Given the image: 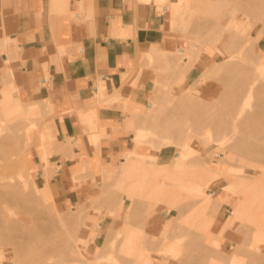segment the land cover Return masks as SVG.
Instances as JSON below:
<instances>
[{
    "label": "rangeland",
    "instance_id": "rangeland-1",
    "mask_svg": "<svg viewBox=\"0 0 264 264\" xmlns=\"http://www.w3.org/2000/svg\"><path fill=\"white\" fill-rule=\"evenodd\" d=\"M147 1L153 3L164 2V0ZM193 1H190V4L188 3L187 8L189 10L186 8V11H189H187L189 16L184 14L186 17L179 16L180 18L173 16L175 7L170 6V3H166L169 9L167 23L164 27L165 42L160 46L151 45L143 50L137 58L134 71L130 76L133 78L132 84L135 87H137V82L141 77H149L152 80L149 89L150 105L147 106L141 116L135 117L136 125L133 127L136 136L135 141L141 131L148 133L140 141L138 153L136 151L135 153L133 152L127 159V164H120L102 173L99 179L94 182L92 192L76 196V204L72 205L68 202L65 205L61 203V199H58L57 196L54 195L53 198L47 182L44 186L42 185L41 172H32L31 170L30 160L34 156L41 158L38 169L43 170V164L45 163L46 166L44 165L43 172H45L47 181L53 176L57 168L55 164L50 163V157L55 154L56 146L50 136L49 112L46 105L34 102V100L23 102L18 95L15 82L11 79L13 76L11 70L6 71L5 75L0 78V94H3V99L0 95V155L2 157L0 158V182L2 183H0V186L5 183L9 185L4 187V189L6 188L4 192H1L4 195L0 194L5 196H0V198H4L3 200L0 199V224H2L0 225V235L2 237H0V264H35L36 262V264L41 262V264H52L53 260L56 261L53 264H255L252 256L243 251L253 240H259L261 246H263L259 252L260 254L257 252L255 255L261 256L262 253L264 254V223L259 221L261 218L263 219L264 198H261V191L253 189V185H249L250 189L247 196L243 194L245 180L254 183L257 181L255 180L256 178L262 177L261 182L264 183V167L262 168L261 166L262 164L264 166V161L258 160V162H262L259 165L256 163L257 160L251 159L253 160L252 162L250 158L243 156L242 159L240 157L241 153L238 154L239 151L231 152L229 150L230 146L227 149L229 144L225 142L227 139L222 134L225 135L227 133L226 135L228 136L235 130L236 132L242 130L241 127H239L240 130L238 127L234 130L233 121L232 125L231 121H229L228 125L230 124V126L224 124L231 118L233 120L236 112L232 106L230 108L234 110V113L232 110L230 112L228 107L231 103L226 99L229 96L227 95V87L224 90L223 83L219 82L220 78L223 79L220 81H226L224 79L227 75V67H225L227 64L226 55L229 52H239L243 49L244 46L239 44L244 45L246 43L247 47L249 46L250 49L252 47L251 50L255 52L254 55L257 57L253 60L247 57V61L250 60L249 63L246 62V59H244L245 62L243 61V58H245L244 53L240 55L244 56L238 58L243 61V64L246 63L247 66V63H249L247 68H254V60L258 58L264 61V35L260 36L261 30L264 28L260 19L262 16L264 17V14H262L264 10L263 12L261 11V16L258 10L248 14L244 13V10L238 6L237 9L235 8L237 11H234V14L241 22V26L243 27L246 24L247 26L245 27L249 28L250 26L251 30L247 35L240 38V40L243 39L241 40L243 43L237 42L239 48H237L238 46L233 48L232 45L228 48V45L223 43L224 40L227 42L226 21L229 15L227 12H233L234 7L231 6L232 4L236 6V3L232 0L231 4V0L230 2L227 0L230 3H228L229 6L233 8L227 10L230 7H228L227 1L224 3V0H221L223 1L221 4H219L220 0H210L208 5L204 3V1L208 0H199L198 3L196 0ZM191 5L195 9L191 8ZM202 5H207L208 9L203 8L205 6L202 7ZM199 7L203 9L201 10ZM210 7L211 9H209ZM192 9L195 11L193 12ZM207 10L213 11L209 12L211 14L209 16H212V19L216 12L219 16L220 14L222 15L218 20L215 15L214 21L215 19L217 21L209 20L210 24H207L209 23L206 22L208 20L204 19L208 14L205 13ZM220 10H225L226 12L224 11L223 13ZM232 12L230 13L232 14ZM224 15L227 16L223 18ZM197 18H200L197 22L201 21L200 24L202 25L196 23ZM220 18L225 20L223 21ZM219 20H222L221 24H219ZM211 21L212 23H217L212 26L215 29L211 28ZM198 25L203 27L202 30L206 31L205 35L208 33V37H204V35L202 39L204 32L202 33L201 31L200 36L201 28L199 29ZM205 27L211 28L212 31L208 30L207 32ZM191 28H193L192 30L195 33H192ZM217 29L221 33L225 30L222 33L223 36L217 32ZM209 36L211 39L216 37L219 42L216 40V43ZM206 38L211 40L212 46L210 43L205 42ZM208 39L206 40L210 42ZM254 41L257 43H252ZM188 42L191 43L189 44ZM197 44L203 46L204 49L199 56L197 54L198 57L194 56V60L189 62L192 65L191 69H195L192 76L182 75L178 79L184 63L181 57L184 55V57L188 58V56L182 54L184 53L182 50H185L188 55L192 50H196L193 46L197 47ZM214 45L217 46L216 49ZM230 48L231 50L226 53V49ZM221 49H224V54ZM174 53L176 54L174 55ZM166 54L169 56L167 57ZM235 55L239 56L238 53ZM225 58L226 61H223L225 62L224 65L221 61L225 60ZM184 61H189V59ZM216 62L221 63L220 66L218 65L220 69L216 67L220 71L214 69L216 72L210 73L209 78L202 77L200 80L209 64L216 66ZM223 72H225V75ZM218 77H220L219 80ZM225 84L227 86V83ZM223 90L226 92L224 94L226 98L223 95L225 100L222 98V94L225 93ZM221 91L223 92L222 94H220ZM256 94H254L255 97L260 99V95L258 97V94ZM257 98L251 99L253 102L251 100L250 102L254 105H259L261 101L259 100L258 102ZM190 99H192V102ZM193 100H196V106L200 103V108L206 106L205 110L207 112L205 111V114H210H207V116L203 114L204 112L201 113L202 115L199 113L200 117L204 115L202 121L206 122L211 118L207 122L213 121L212 124L214 125L211 123H205L206 125L199 123V128L194 127L196 124L198 125L197 122L202 121L196 119V122H194V118L186 116L188 114L187 111L199 109L198 106L197 108L194 106ZM185 101L191 102V105L188 104V107L182 108L181 106ZM205 103H208V106ZM210 105L211 107H209ZM190 106H192L191 109H189ZM252 107L254 106L252 105ZM252 107H250L251 110ZM217 108L222 110L219 111ZM258 108L252 111L256 112ZM215 110L221 113L216 115L217 112ZM182 111L187 114H183ZM212 111L216 113L214 114ZM197 113L195 112L196 115H199ZM232 113L233 116L231 117ZM229 116L230 119H227ZM217 118L220 123L217 122V125H215ZM202 124L204 127L201 126ZM209 125L212 126L210 127ZM223 125L225 128L227 127V132L225 133L221 132L224 128ZM212 129H214L215 133L220 131L221 134H217L221 136L215 134ZM210 131L216 135L213 137L214 134H211L212 138H215L214 142L212 138L211 141H207L208 138L206 137ZM250 138L255 140L257 137L250 136ZM186 143L190 144L193 150H186ZM141 146L146 149L145 155H139ZM163 148H167L170 155L166 162H159L154 157V154ZM22 160L25 168L22 165ZM245 160L248 161L247 164ZM248 164L249 166H247ZM253 164L254 166H252ZM256 164H258V167ZM259 166H261V169ZM251 177L255 179L252 178L250 180ZM19 180H27L28 184L24 187V195L17 191L21 187L18 189L16 188L19 187L18 185L15 187ZM5 181H8V183ZM10 182L14 183L11 184ZM257 183L260 184V182ZM12 185L15 190L17 189L16 192L22 196H18L13 192L14 190L12 191ZM0 188V191L3 190L2 187ZM36 192L39 195H36ZM32 193H34V196ZM9 194L12 195L9 196ZM221 195L224 196L219 199ZM31 196L34 199H36V196L39 197L34 201ZM15 197H17V200H14ZM29 209L31 212H29ZM153 210H155L156 214L148 221V214ZM235 210L238 213H234ZM236 214L239 217L235 216ZM2 222H5V225ZM9 222L10 224H13L11 222L18 224H14L15 226L12 227L8 224ZM7 227L9 228L7 229ZM11 227L13 230L17 228L22 231L19 230L17 232V229H15L13 232ZM243 227L247 232L242 231L241 228ZM29 229L32 230L30 231L31 233L35 232V235H32L33 233L28 234ZM237 231H239L241 236ZM24 232H27V235H24ZM9 233H19V235L15 234L14 240L11 235L9 237ZM38 234L40 237H37ZM30 235L34 240L31 239ZM242 235L245 237L242 238ZM16 236L19 237L16 238ZM5 238L7 239L5 240ZM34 242H37V244ZM41 244L42 248L40 249ZM57 244L60 246V251L65 248L64 253L62 252L64 257H61L60 254L62 253L59 248L56 250ZM22 246H26V249ZM66 249L70 251H66ZM46 251H48L46 258L42 255V259L40 257L36 259L37 253ZM56 252L58 255H56ZM68 253L70 254L69 258H67L69 256ZM32 255H34L35 259ZM66 255L68 256L66 257ZM261 257L262 260L256 264H264V256Z\"/></svg>",
    "mask_w": 264,
    "mask_h": 264
},
{
    "label": "crops",
    "instance_id": "crops-1",
    "mask_svg": "<svg viewBox=\"0 0 264 264\" xmlns=\"http://www.w3.org/2000/svg\"><path fill=\"white\" fill-rule=\"evenodd\" d=\"M167 13L147 0L0 2V78L11 70L20 99L46 105L57 168L47 181L37 156L30 166L62 204H76L135 153V117L150 105L152 80L135 87L130 76L143 50L165 42ZM169 155L163 148L154 157Z\"/></svg>",
    "mask_w": 264,
    "mask_h": 264
},
{
    "label": "bare ground",
    "instance_id": "bare-ground-1",
    "mask_svg": "<svg viewBox=\"0 0 264 264\" xmlns=\"http://www.w3.org/2000/svg\"><path fill=\"white\" fill-rule=\"evenodd\" d=\"M190 1H192V0H190ZM190 1H187V0H164V2L163 3H160V4H164V5H166V3H170V6H173V7H175L174 9H173V16H184V14H187L188 15V3L190 2ZM195 1V0H194ZM193 1V2H194ZM198 1L199 0H196V2L198 3ZM201 1V0H200ZM204 1V0H203ZM202 1V2H203ZM212 1V0H211ZM215 1H217V0H215ZM219 1V0H218ZM221 1V0H220ZM225 1H227V0H224V3H226ZM208 2H210V0H208V1H204V3H206L207 5H208ZM223 1H221V2H219V4H221ZM229 2H230V0H229ZM228 1H227V4L229 3ZM233 2L234 3H236V6L234 5V4H232V0H231V4H232V6L231 7H234V10H233V12L232 11H228L227 13H229V15L227 16V15H224V17L223 18H225V16H227L228 18H227V23H226V25H227V42H225V40H224V42L223 43H226L227 45V47L229 48V46L230 45H232L233 46V48H235V47H237L238 46V44H237V42H240V43H243L241 40H243V39H241L240 40V38L242 37V36H245V35H247L248 34V32L251 30V27L249 26V28H247V27H245V26H247L246 24H245V26H241V22L239 21V19L236 17V15L234 14V11L236 12L237 10V8L239 7V8H242L243 10H244V13L246 12V13H252V12H254V11H257L258 10V12L260 11V14L263 12V10H264V0H233ZM224 3H223V5H224ZM229 3V4H230ZM239 3V4H238ZM190 4V3H189ZM194 4V3H193ZM203 4V3H202ZM229 4H228V7H230L229 6ZM238 4V5H237ZM196 5H198V4H196ZM200 5H201V3H200ZM205 6V5H202V7L203 6H205V7H203V8H207L208 6ZM210 5V4H209ZM226 5V4H225ZM234 5V6H233ZM162 6V5H161ZM167 6V5H166ZM194 6H195V4H194ZM199 6V5H198ZM238 6V7H237ZM196 7V6H195ZM212 7V6H211ZM211 7L209 8V9H211ZM227 8V10L228 9H233V8ZM167 8L169 9V7L167 6ZM186 8L188 9L187 11H186ZM191 8H194L193 7V5H191ZM190 8V9H191ZM201 7H199V9H200ZM203 8H201V10L203 9ZM221 8V7H220ZM236 8V9H235ZM263 8V9H262ZM195 9V8H194ZM197 9V8H196ZM208 9V8H207ZM262 9V10H261ZM193 10V9H192ZM214 10V9H213ZM226 10V9H225ZM224 10V11H225ZM239 10H241V9H239ZM238 10V11H239ZM242 10V11H243ZM195 10H193V12H194ZM212 11V10H211ZM210 10L208 11L207 10V12L205 11V13H208L207 15H206V17L207 18H209V19H207L204 15H202L203 17H205L204 19L205 20H208V21H206V22H209V23H207V24H210V21L209 20H212L213 22H216L218 19H219V17H221V15L222 14H220V16H219V14L216 12V18H217V20L215 19V21H214V18H215V15H214V18L212 19V16L210 17L209 15H211L209 12H211ZM221 12H223L224 13V11H222V10H220ZM262 11V12H261ZM187 12V13H186ZM213 12V11H212ZM226 12V11H225ZM230 12H232V14L230 13ZM202 13L203 14H205L204 13V11H202ZM196 14V13H195ZM194 14V15H195ZM217 14H218V16H217ZM262 14H264V12L262 13ZM262 14H261V16H262ZM198 15V14H197ZM189 16V15H188ZM187 16V17H188ZM251 16V15H250ZM260 16V15H259ZM179 17V18H180ZM184 17H186V15L184 16ZM202 18V17H201ZM259 18V17H258ZM203 19V20H204ZM220 19H222V18H220ZM251 19V18H250ZM262 21V25H264V17L262 16V18H260ZM198 20H200V18L198 19H196V23L198 24H200V22H197ZM223 20V19H222ZM222 20H219L218 22H220L219 24H221V21ZM225 20V19H224ZM223 20V21H224ZM258 20V19H257ZM212 21H211V28H212V26L214 25V24H217V23H212ZM252 21V20H251ZM191 22V21H190ZM203 22H205V21H203ZM205 22V23H206ZM225 23V22H224ZM200 25H202V24H200ZM200 25H198L199 26V29L201 28V30H200V36H201V31H202V33L204 32V29L202 30V26H200ZM204 25V24H203ZM206 25V24H205ZM223 25H225V24H223ZM226 25H225V27H226ZM198 26H197V28H198ZM215 26V25H214ZM222 26V25H221ZM191 27V26H190ZM209 27H210V25H209ZM224 27V28H225ZM253 27V26H252ZM263 27V26H262ZM196 28V30H198ZM211 28H206L205 27V29H207V32H208V30L210 31L211 30ZM214 29H215V27H213ZM212 28V29H213ZM223 28V29H224ZM193 28H191V31H193L192 33H195L194 32V30H192ZM194 29H195V27H194ZM218 30V29H217ZM216 30V31H217ZM261 30V29H260ZM190 31V32H191ZM199 31V30H198ZM212 31V30H211ZM225 31V30H224ZM223 31V32H224ZM188 32V31H187ZM190 32H189V34H190ZM214 32V31H213ZM217 32H219V33H221V31H217ZM222 32V33H223ZM192 33H191V35H192ZM222 33H221V35H222ZM206 34V31L203 33V35H202V39H203V36ZM207 35H208V33H207ZM207 35H205L204 37H208ZM209 35H210V33H209ZM261 35H264V28H262V30H261V32H260V36ZM199 36V35H198ZM215 36H216V34H215ZM214 36V37H215ZM223 36V35H222ZM210 37V36H209ZM217 37V36H216ZM215 37V39L214 38H212L213 39V41L215 40V42H216V40H217V38ZM225 37V36H224ZM193 38V37H192ZM195 38V37H194ZM218 38H219V36H218ZM222 38V37H221ZM246 38V37H245ZM197 39V38H196ZM206 39H208V38H206ZM205 39V42H208V44L210 43V45L212 46L213 44H211V37H210V39H208V40H210V42L209 41H207ZM223 39V38H222ZM225 39V38H224ZM188 40V39H187ZM194 40V39H193ZM240 40V41H239ZM201 41V40H200ZM213 41H212V43H213ZM218 42H219V40H217ZM220 41H221V39H220ZM249 41V40H248ZM1 42V41H0ZM192 42V41H191ZM190 42V43H191ZM197 42H199L198 40H197ZM2 43H6V42H3V40H2V42H1V44ZM189 43V42H188ZM189 43V44H190ZM217 43V42H216ZM215 43V44H216ZM252 43H254V44H256L257 42L256 41H254V42H252ZM188 44V45H189ZM202 44V43H201ZM237 44V45H236ZM198 46L196 47L195 45L193 46L194 47V49L196 48V50H192L188 55H187V53L185 52V50H182L184 53H182V54H185L186 56H188V58L187 57H184V55L181 57V60H183V64H182V69H181V73H180V75L178 76V79H180L181 77H182V75H184V76H187V73L189 72V70L191 69V67H192V65H190L189 64V62H191V61H193L194 59V56H196V57H198L199 55H200V53L202 52V50L204 49V47L203 46H201L200 44H197ZM235 45V46H234ZM239 45H242V46H244L243 47V49H241L239 52H236V51H232V52H229L230 50H231V48L230 49H226V53H227V51L229 52L226 56V58H227V61H226V58H225V60L223 59L222 61H221V63L223 64L224 63V65H225V62H223V61H226L227 62V66L225 65V67H227L226 69V71H227V75H226V77L225 76H223V75H218V76H222L226 81H220L222 78H220V77H218V80H219V78H220V80H219V82L220 83H223L222 84V86H223V88H224V90H225V88L227 89V95H229L227 98H226V96L224 95V94H226V92L225 93H223L222 91H221V93L220 94H222V96L224 95L225 96V98L227 99V101L228 102H230L231 103V105L228 107V108H230L231 106L232 107H234L233 109L235 110V112L236 113H234V110H232L231 108H230V112H231V110H232V112L234 113V116H233V113H232V115H230L231 117L233 116V120H231L230 119V116H229V118H227V119H230V120H227L225 123L224 122H221V123H224V124H226V126H230V124L228 125V123H229V121H231V125L233 124L232 123V121L234 122V130L238 127V129L240 130V128L239 127H241V130L242 131H238V132H236V130L234 131V132H232L231 134H229L228 136L226 135L227 133H225V132H227L226 130V128L224 127V125H223V129H222V133H225V135L227 136H225V135H223L222 134V136H224V138H226L227 140L225 141V142H227L226 144L228 145L227 146V149H228V147H229V150L231 151V152H233V151H239V153L238 154H240V157H247V158H250V161H252L253 162V160L255 161V160H257L256 161V163H262L263 161H264V61H261V60H259V58L258 59H256V60H254V68L253 67H251V68H253L254 69V72H253V69H249V67L247 68V66H249L248 64L250 63V60L249 61H247V57L248 58H250V59H254L256 56L254 55L255 54V52H253V50H251L252 49V47H251V49H250V47L248 46L247 47V45H246V43H244V45L243 44H239ZM215 46V45H214ZM242 46H240V48H242ZM251 46V45H250ZM216 47L217 46H215L214 48L216 49ZM231 47V46H230ZM222 48V47H221ZM224 48H226V47H224ZM237 48H239V46L237 47ZM236 48V50L238 51V49ZM218 49V48H217ZM219 50V49H218ZM222 51H223V54H224V49H221ZM220 50V51H221ZM221 51V52H222ZM225 53V54H226ZM239 54V56L237 57V55H235V54ZM244 53V54H243ZM172 54V53H171ZM176 53H174V55H175ZM197 54H198V56H197ZM220 55H223V54H221V53H219ZM244 55L245 56V58H243V61H244V59H246V62H249V63H247V66H246V63H244L243 64V61H241V59H238V58H242V57H244V56H240V55ZM166 56L168 57L169 55L168 54H166ZM193 56V57H192ZM174 57V56H173ZM223 57V56H222ZM175 58V57H174ZM173 58V59H174ZM257 58V57H256ZM171 59V58H170ZM187 59H189V61H184V60H187ZM238 59V60H237ZM245 62V61H244ZM216 63H218V64H216ZM215 63V65L216 66H214V65H212V64H209V66H208V68H207V70L205 71V72H203V74H202V76H201V78H200V80L202 79V77H205V78H207L208 76L210 77V73H212L213 71L214 72H216L217 70L218 71H220L219 69H220V65H221V63H219V62H216ZM219 65V66H218ZM224 65H222V66H224ZM216 67H218L219 69H216ZM216 71H215V70ZM222 69H223V67H222ZM223 70H225V69H223ZM218 73H220V72H218ZM221 73H222V70H221ZM224 73V75H225V72H223ZM212 75V74H211ZM208 77V78H209ZM209 80V79H208ZM215 80V79H214ZM217 80V79H216ZM223 80V79H222ZM207 81V80H206ZM207 83V82H206ZM205 83V84H206ZM225 83H227V86H225L226 84ZM204 85V84H203ZM225 86V87H224ZM222 88V89H223ZM221 89V90H222ZM218 93V94H219ZM258 94V97H259V95H260V99L259 98H257V97H255V95L254 94ZM220 94H219V97H220ZM256 94V95H257ZM1 95V98L3 99V94H0ZM231 95V96H230ZM254 95V96H253ZM218 96V95H217ZM221 96V97H222ZM224 96L222 97V98H224ZM257 98L258 99V102H259V100L261 101L260 102V104L258 105V104H256V105H254L253 103H251V102H253L252 100H254V98ZM225 98H224V100H225ZM195 99V98H194ZM197 99V98H196ZM252 99V100H251ZM192 99H190V101H191ZM199 100V99H198ZM224 100H221V101H224ZM250 100H251V102H250ZM194 101V104H195V101L196 100H193ZM200 101V100H199ZM204 101V100H203ZM202 101V103H204ZM192 102V101H191ZM190 102V103H191ZM257 102V101H256ZM257 102V103H258ZM188 101L186 102H183V104H182V108H185L188 104H190ZM201 103V105L203 106V104ZM207 106H208V103H205ZM191 105V104H190ZM226 105H227V102H226ZM251 105V106H250ZM252 105L254 106V107H252ZM193 106V105H192ZM192 106H190V108L189 109H191L192 108ZM194 106H196V104L194 105ZM197 106L199 107V109L197 108ZM197 106H196V108L198 109H196V111H193L192 109L191 110H189V112H190V114H189V112L187 111V113H183V111H182V113L183 114H187L186 116L189 118H194V122H196V119H199V120H201L202 121V117H204V115L202 116V117H200V114L201 113H203V114H205V107L206 106H204L203 108H200V103H199V105L197 104ZM255 106H257V107H255ZM188 107V106H187ZM209 107H211V105L209 106ZM213 107V106H212ZM250 107H252V110H256V108H258V107H260V108H258L257 109V111L255 112V111H252L251 110V108ZM30 109V108H29ZM203 109V110H202ZM207 109H208V107H207ZM211 109V108H210ZM216 109V108H215ZM218 110H219V108H217ZM33 110V109H32ZM181 110H184V109H181ZM195 110V109H194ZM199 110H202V111H199ZM209 110V109H208ZM220 110H222V109H220ZM219 110V111H220ZM192 111V112H191ZM197 111H199L198 113H197ZM210 111V110H209ZM216 111V110H215ZM29 112H30V110H29ZM195 112L197 113V114H199V115H196L195 114ZM207 112V111H206ZM213 112V111H212ZM217 112V111H216ZM216 112H213L214 114L216 113ZM211 113V112H210ZM221 113V112H220ZM220 113H216V115L217 114H220ZM223 113V112H222ZM192 114V115H191ZM195 114V115H194ZM207 114H209V113H207ZM207 114H205V115H207ZM202 115V114H201ZM210 115V114H209ZM184 116V115H183ZM208 116V115H207ZM182 117V116H181ZM185 117V116H184ZM186 117V118H187ZM200 117V118H199ZM206 117V116H205ZM212 117V116H211ZM220 117V116H219ZM223 117H224V115H223ZM222 117V118H223ZM208 118V117H207ZM207 118H206V120H207ZM213 118V117H212ZM182 119V118H181ZM204 119V118H203ZM211 118H209L207 121H209ZM219 119H221V118H219ZM183 120H185L184 118H183ZM198 120V121H199ZM213 120V119H212ZM197 122L198 123V125L196 126L195 124V128H199V123H203L204 125H206L205 123H211L212 124V122L213 121H210V122ZM217 122H219L220 123V121H218V118H217V120H216V124L215 125H217ZM201 125L202 127H204V125ZM208 125V124H207ZM212 125H214V124H212ZM211 125V126H212ZM192 126V127H193ZM210 126V125H209ZM209 126H208V128H209ZM210 126V127H211ZM202 127H200V128H202ZM206 127V126H205ZM216 127V126H215ZM218 128V127H217ZM237 129V130H238ZM213 130V132H214V129H212ZM217 130V129H216ZM218 130H221V129H218ZM223 130H224V132H223ZM212 131H210L209 132V134H207V137L206 138H208V140L207 141H211V138H212V136H211V134H214V133H211ZM221 132L220 131H217L215 134H217V133H220L221 134ZM213 135V137H215L216 135ZM219 134V135H220ZM148 135V133H146V131H141L139 134H138V136H137V138H136V142L138 141V143H137V146H136V153H138V149H139V147H140V141H142L146 136ZM218 135V134H217ZM218 135V136H219ZM217 136V137H218ZM221 136V135H220ZM250 136H254V137H257L255 140H253V139H251L250 138ZM223 138V137H222ZM223 138V140H225ZM215 139V138H214ZM214 139L212 138V140H213V142H214ZM258 139V140H257ZM217 140V139H216ZM215 140V141H216ZM222 140V141H223ZM259 140H261V141H259ZM219 141V140H218ZM224 142V141H223ZM224 142V143H225ZM5 145V144H4ZM9 146V145H8ZM7 146V147H8ZM5 147V146H4ZM185 147H186V150L188 149V150H193V147L190 145V144H188V143H186L185 144ZM234 153V152H233ZM1 154V153H0ZM44 156H46V154H44ZM6 157V156H5ZM233 157V156H232ZM243 157H242V159H243ZM0 158H2L1 157V155H0ZM45 158V157H44ZM237 158H239V157H237ZM4 159V158H3ZM41 159V158H40ZM221 159H223V158H221ZM220 159V160H221ZM227 159H228V157H227ZM230 159H231V156H230ZM234 159H235V157H234ZM251 159H253V160H251ZM247 160V159H246ZM245 160V161H246ZM258 160H260V161H262V162H258ZM4 161V160H3ZM6 161V160H5ZM228 161H230V160H228ZM237 161V160H236ZM236 161H235V163H236ZM242 161V160H241ZM249 161V162H250ZM47 162V161H46ZM43 163V162H42ZM248 163V161H246V164ZM251 163V162H250ZM243 164H244V162H243ZM246 164H244V165H246ZM252 164V163H251ZM250 164V165H251ZM255 164V163H254ZM254 164L252 165V166H254ZM258 164H256V166L258 165ZM22 165H23V167L25 168V165H24V163H23V160H22ZM45 165V163L43 164V170H44V167L46 166H44ZM260 165V164H259ZM247 166H249V164L247 165ZM252 166H250V167H252ZM255 166V167H256ZM262 166V168L264 167L263 166V164L261 165ZM261 166H259L260 167V169H261ZM258 167V166H257ZM47 170V169H46ZM210 170H212V169H210ZM264 170V169H263ZM45 173V172H44ZM214 174V173H213ZM252 176H254V175H252ZM212 178V177H211ZM252 178H254V177H251V179L250 180H252ZM262 178V177H261ZM261 178H259V179H255V180H257V181H255L254 183H250V182H248V180H245L244 181V189H243V194H245L246 196H247V194H248V192H249V185H253V189L255 190V191H261V198H264V189H263V187H264V183H262L261 182ZM253 179V180H254ZM263 179V178H262ZM18 180V179H17ZM259 180V181H258ZM13 181V180H12ZM5 182H7L8 183V181H5ZM16 182V181H15ZM18 182V181H17ZM253 182V181H252ZM257 182H260V184H258ZM1 183V182H0ZM11 183V182H10ZM12 183H14V182H12ZM11 183V184H12ZM35 183V182H34ZM2 184V183H1ZM6 184V183H5ZM5 184H3V185H1L0 187H2V189L3 190H1L0 191V194H2V195H4L3 193H1V192H4V190H6V188L4 189V187H7V185L8 184H6V186H5ZM10 184V185H11ZM16 184V183H15ZM28 183H27V180H22V181H20L19 180V182L15 185V187L18 185L19 187H16L17 189L18 188H20L21 187V189H16L19 193H23V192H25V185H27ZM9 186V185H8ZM263 186V187H262ZM12 187H13V189H12V191L14 192V193H16L18 196H22L21 194L19 195L18 194V192H16V190H15V187L12 185ZM1 189V188H0ZM22 189H24V190H22ZM11 190V189H10ZM35 190H37V189H35ZM22 191V192H21ZM12 192V193H13ZM35 192V191H34ZM39 192V191H38ZM38 192H36V195H39V193ZM14 193H13V195H14ZM33 194V196H34V193H32ZM6 195V194H5ZM10 195H12V194H9V196ZM23 195H24V193H23ZM1 196V195H0ZM7 196V195H6ZM15 196V195H14ZM13 196V197H14ZM33 196H31V198L32 199H34V197ZM224 195H221V197L219 198V199H221L222 197H223ZM1 197H5V196H1ZM12 197V196H11ZM39 196H36L35 198L37 199ZM245 197V196H244ZM9 198V197H8ZM7 198V199H8ZM0 199H2V198H0ZM4 199V198H3ZM2 199V200H3ZM10 199V198H9ZM13 199V198H12ZM36 199H34V201L36 200ZM14 200H17V197H15L14 198ZM9 201V200H8ZM10 201H11V199H10ZM219 201V200H218ZM218 201H216V202H218ZM13 202V201H12ZM37 202V201H36ZM1 204V203H0ZM237 208H240V207H237ZM242 208H243V206H242ZM28 209V208H27ZM25 210V209H24ZM30 210V209H29ZM239 210H241V209H239ZM243 210V209H242ZM23 211V210H22ZM28 211V210H27ZM238 211V210H237ZM25 212H26V210H25ZM24 212V213H25ZM29 212H31V210L29 211ZM28 212V213H29ZM240 212V211H239ZM243 213H244V210L242 211ZM234 213H238V212H236V210L234 211ZM243 213H242V215H243ZM155 210H153V211H151L150 212V214H148V221H150L154 216H155ZM263 219L261 218L259 221H261V223H264V211H263ZM240 215V214H239ZM241 215V216H242ZM235 216H238V214H236ZM252 216V215H251ZM3 217V216H2ZM239 217V216H238ZM254 217V216H253ZM256 217V216H255ZM3 221V220H2ZM3 223V222H2ZM11 223H13V224H10V222L8 223V224H10L12 227L13 226H15L14 224H16V222L14 223V222H11ZM33 223H35V222H33ZM4 225H5V222L3 223ZM18 224V223H17ZM16 224V225H17ZM0 225H2V224H0ZM7 225V224H6ZM20 225H21V223H20ZM20 225H18V226H20ZM17 226V227H18ZM21 226H23V224L21 225ZM20 226V227H21ZM10 227V226H9ZM9 227H7V229L9 228ZM12 227H11V229H12ZM20 227H18V228H20ZM32 227V226H31ZM29 228V227H28ZM15 229H17V228H15ZM14 229V230H15ZM22 229H23V227H22ZM31 229H33V228H31ZM242 229V231L244 230L245 231V228L243 227V228H241ZM13 230V229H12ZM14 230H13V232H14ZM19 230H21V229H17L16 231L18 232ZM34 230V229H33ZM22 231V230H21ZM30 231H32V230H30L29 229V232H28V234L29 233H31ZM35 231V230H34ZM243 231V232H244ZM7 232V231H6ZM241 232V231H240ZM245 232H247V231H245ZM10 233H12V232H10ZM9 233V237H10V235H11V238H13L14 239V235L15 234H17V235H19V233H15V234H10ZM26 233V234H25ZM33 233V232H32ZM31 233V234H32ZM237 233L241 236V234L239 233V231H237ZM8 234V233H7ZM37 234V233H36ZM244 234V233H243ZM12 235H13V237H12ZM22 235V234H21ZM20 235V236H21ZM24 235H27V232H24ZM32 235H35V232L32 234ZM50 235V234H49ZM6 236V235H5ZM31 236V235H30ZM42 236V235H41ZM243 237L242 238H244L245 236L244 235H242ZM0 237H1V235H0ZM7 237V236H6ZM19 236H16V238H18ZM32 237V236H31ZM31 237H29V238H31ZM37 237H40L39 236V234L37 235ZM44 237V236H43ZM2 238V237H1ZM8 238V237H7ZM7 238H5V240L7 239ZM260 238V237H259ZM21 239V238H20ZM31 239H33V237L31 238ZM45 239V238H44ZM44 239H43V241H44ZM49 239V238H48ZM47 239V240H48ZM11 240V239H10ZM15 240V239H14ZM18 240V239H17ZM17 240H16V242H17ZM34 240V239H33ZM40 240V239H39ZM36 241V240H35ZM42 241V242H43ZM249 241H251V240H249ZM248 241V242H249ZM254 241V240H253ZM252 241V243H250L249 245H247V247L246 248H244L243 249V251H245L246 253H249L251 256H252V259H253V263H258V262H260L262 259V257L261 256H264V254L262 253L261 254V256H257V255H255V254H257V252L259 253L261 250H262V248H263V246H261V244H260V241L258 240V241H254L253 242ZM13 242V241H12ZM41 242V243H42ZM46 242V241H45ZM45 242H44V245H45ZM48 242V241H47ZM50 242V241H49ZM35 243V242H34ZM11 244V243H10ZM14 244V243H13ZM19 244V243H18ZM18 244H17V247H18ZM23 244V243H22ZM27 244V243H26ZM25 244V245H26ZM35 244H37V242L35 243ZM40 244V243H39ZM47 244V243H46ZM49 244V243H48ZM8 245H9V243H8ZM15 245H16V243H15ZM28 245V244H27ZM30 245V244H29ZM51 245V244H50ZM50 245H48V247H50ZM13 247V246H12ZM23 248H25L24 246H22ZM27 247H29V246H27ZM40 247V246H39ZM60 246L57 244V248H56V250L59 248ZM14 248H15V246H14ZM42 248V244H41V247H40V249ZM55 248V247H54ZM17 249V248H16ZM20 249H21V247H20ZM26 249V248H25ZM37 249H38V247H37ZM37 249H35L36 251H37ZM64 250H62V251H60V248H59V251L62 253H64V251H65V248H63ZM67 250H69V249H66V251ZM130 250H131V248H130ZM129 250V251H130ZM13 251H15V250H13ZM39 251V250H38ZM42 251V250H41ZM49 251H50V249H49ZM70 251V250H69ZM128 251V253H130ZM48 251H46V252H44V253H37L36 254V259L37 258H41V257H43L42 255H44V257L46 258V253H47ZM58 252V251H57ZM56 252V253H57ZM59 252V253H60ZM34 253H36V252H34ZM54 253V252H53ZM63 253L62 254H60L61 255V257H64V255H63ZM65 253H67V252H65ZM31 254V253H30ZM50 254V253H49ZM52 254V253H51ZM69 254V253H68ZM260 254V253H259ZM18 255V254H17ZM55 255V254H54ZM56 255H58V253L56 254ZM55 255V256H56ZM19 256V255H18ZM33 256V258H34V255H32ZM54 256V257H55ZM68 255H66V257H67ZM59 257V256H58ZM66 257H65V259H66ZM70 257V254H69V256L67 257V258H69ZM22 258V257H21ZM32 258V257H31ZM44 258V259H45ZM49 258V257H48ZM53 258V257H52ZM55 258H57V257H55ZM60 258V257H59ZM27 259V258H26ZM35 259V258H34ZM42 259V258H41ZM62 259V258H61ZM60 259V260H61ZM29 260V259H28ZM31 260V259H30ZM200 260V259H199ZM14 261V260H13ZM42 261H45V260H42ZM54 261L55 260H53V263H54ZM33 262V261H32ZM39 262H40V260H39ZM56 262V261H55ZM37 263V262H36ZM35 263V264H36ZM42 263V262H41ZM40 263V264H41ZM51 263H52V261H51ZM52 263V264H53ZM26 264V263H25ZM30 264V263H29ZM44 264H46V263H44ZM107 264V263H106Z\"/></svg>",
    "mask_w": 264,
    "mask_h": 264
}]
</instances>
